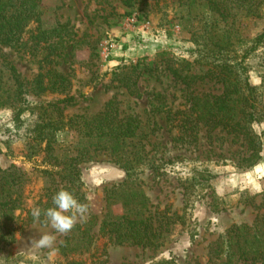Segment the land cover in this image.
<instances>
[{
  "label": "rangeland",
  "instance_id": "obj_1",
  "mask_svg": "<svg viewBox=\"0 0 264 264\" xmlns=\"http://www.w3.org/2000/svg\"><path fill=\"white\" fill-rule=\"evenodd\" d=\"M43 6L44 28L58 34L51 39L57 55L45 66L58 70L67 81L59 92H27L17 104L15 110L21 111L16 114L9 108L0 109V169L14 166L23 174L20 180L25 200L23 209L14 211L18 216L14 219V241L0 249V264H4V258L10 259V264H67L59 251L49 259L48 249H36L32 244L45 232L55 234L41 223L43 215L40 221L34 220L32 209L40 207L38 197L51 176L59 179L62 166L57 165V159L46 156L44 142L33 146L32 130L43 124L41 120L46 116H95L113 98L119 102L121 116L136 115L147 129L157 125L155 132L148 135L147 149L156 157L163 156V166L155 174L151 170L140 174L142 188L153 207H167L169 214L175 212L176 216L157 247L110 240L100 233V221L107 212L120 214L122 208L117 203L108 205L106 191L123 180L124 172L104 155L81 161L75 186L82 197L80 202L89 204L87 218H95L89 231L90 246L72 255L81 264H148L154 259L168 260V264L206 263L208 247L216 238L230 226L250 224L256 215L264 213V141L260 161L240 169L235 164L245 152L241 140L233 139L224 130L215 129L209 134L201 127L197 144L187 147L175 142L176 129L167 124L164 114L150 108L149 101L156 91L165 94V102L173 109L184 108V91L161 70L163 60L155 57L166 50L180 59L198 58L202 39L195 35L203 24L198 15L206 8L203 0H131L130 6L119 0H43ZM262 7L261 18L245 22L243 36L252 39L264 31V2ZM110 41L115 44L113 48H109ZM42 46L43 43L40 48L34 47L28 41L14 47L1 46V51L19 75L30 80L39 70L37 54ZM141 58L157 64L155 73L160 74L142 75L138 92L131 94L119 80L124 76L121 67ZM246 65L250 82L263 90L258 105L264 112V41L248 56ZM196 90L219 93L221 86L204 81L196 85ZM62 99L66 100L59 102ZM55 103L58 109L49 106ZM254 129H264V122L255 123ZM57 141L59 153L73 149L77 133L65 129L57 135ZM200 161L214 173L210 187L193 188L184 200L189 183L181 170L187 163ZM73 233L56 234L55 247Z\"/></svg>",
  "mask_w": 264,
  "mask_h": 264
},
{
  "label": "trees",
  "instance_id": "obj_2",
  "mask_svg": "<svg viewBox=\"0 0 264 264\" xmlns=\"http://www.w3.org/2000/svg\"><path fill=\"white\" fill-rule=\"evenodd\" d=\"M119 1L126 6L131 5V0ZM203 2L206 8L198 12L203 24L195 35V38L202 39L198 58L194 61L180 59L166 50L156 53L155 57L163 60L161 70L166 71L168 78L184 91V108L173 109L165 102V94L158 91L152 93L150 108L153 112L164 114L167 124L176 129L175 142L187 147L197 144L201 127H205L209 134L215 129L224 130L233 139L241 140L245 144V152L235 166L246 169L260 161L264 141V129H254L255 123L264 122V112L258 105L263 90L250 82L246 65L248 56L263 43L264 31L249 39L243 36L242 29L246 21H255L263 16L264 0ZM43 14V0H0V109L15 110L27 92L55 93L65 86L67 78L55 68L45 66L53 60V55H57L56 44L51 39L58 34L54 29L44 28ZM32 25L35 26L32 28ZM28 41L37 48L43 43L37 54L39 70L30 80L22 78L1 51V46L14 47ZM156 65L145 62V58L129 66L123 65L124 76L119 80L127 91L135 94L142 75L160 74L155 73ZM262 77L264 87V75ZM204 81L220 84L221 91L198 92L196 85ZM49 106L58 109L57 103ZM19 110H15V114ZM42 122L32 130L33 146L44 142L42 149L46 156L57 159V165L62 166L57 169L59 179L51 176L44 193L38 197L36 203L39 208L53 207L52 197L61 188L71 191L82 201L75 186L79 178L77 165L104 155L123 170L124 178L106 191L108 205L120 204L122 211L120 214L107 212L100 221V233L116 242L150 248L161 245L176 214H169L167 207H153L142 188L140 177L145 170L154 173L163 166V156L156 157L147 149L148 135L155 132L157 125L147 129L136 115L121 116L119 102L115 98L105 104L101 113L92 117L58 114L55 119L46 116ZM65 129L77 133V142L73 149L59 153L57 135ZM184 166L181 172L185 174V182L189 183L183 194L186 200L193 188H209L214 173L207 163L201 161ZM22 175L14 166L0 169V249L14 241L17 229L14 219L18 217L14 216V211L23 209L25 202L20 180ZM93 218L94 215L88 217L86 223H78L72 230L80 236L73 233L58 245L67 264H81L72 254H81L90 246L89 231ZM168 263V260L154 259L148 264ZM4 264H10V259L4 258ZM204 264H264V213L256 215L250 224L230 226L209 245Z\"/></svg>",
  "mask_w": 264,
  "mask_h": 264
},
{
  "label": "clouds",
  "instance_id": "obj_3",
  "mask_svg": "<svg viewBox=\"0 0 264 264\" xmlns=\"http://www.w3.org/2000/svg\"><path fill=\"white\" fill-rule=\"evenodd\" d=\"M53 207L41 209L39 207L32 209L34 220L40 221L45 227H50L52 232H45L38 239L32 240L36 249H48V256L51 259L59 249L55 247L57 235H67L78 223H86L89 204L80 202L76 196L69 190L61 188L52 197Z\"/></svg>",
  "mask_w": 264,
  "mask_h": 264
},
{
  "label": "built area",
  "instance_id": "obj_4",
  "mask_svg": "<svg viewBox=\"0 0 264 264\" xmlns=\"http://www.w3.org/2000/svg\"><path fill=\"white\" fill-rule=\"evenodd\" d=\"M108 44H109V48H113V47H114V45H115V44H114L113 42H111V41H110V42H108Z\"/></svg>",
  "mask_w": 264,
  "mask_h": 264
}]
</instances>
